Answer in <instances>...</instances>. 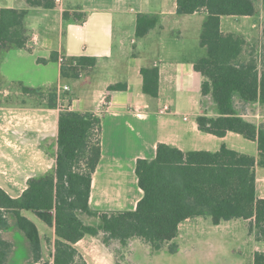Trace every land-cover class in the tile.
<instances>
[{
	"label": "crops",
	"instance_id": "1",
	"mask_svg": "<svg viewBox=\"0 0 264 264\" xmlns=\"http://www.w3.org/2000/svg\"><path fill=\"white\" fill-rule=\"evenodd\" d=\"M20 1L19 6L0 3V8L29 11L26 48L8 50L0 57V187L12 198L23 195L31 178L55 169L59 120L64 110L95 113L102 118V155L93 175L90 198V207L97 212L136 210L144 196L136 174L137 162L155 159L161 143L183 152H217L227 146L259 157L257 142L251 141L255 146H248L249 151H239L230 147L228 141L232 139L244 147L246 144L231 136L233 132L220 138L198 127L196 119L203 113V76L196 71L195 63L206 53L200 46L206 11L179 16L177 0H69L66 5L61 4L63 0H56L51 9L30 7L26 0ZM140 16L157 18L158 25L141 36ZM247 18L251 17H235ZM54 53L57 61L52 60ZM60 58L64 62L89 58L94 64L87 66L78 79H65ZM147 66L160 71L157 99L143 93L141 70ZM119 85L127 88L110 90ZM65 87L69 90L65 91ZM55 88L57 107L53 108L49 93ZM165 106L169 112L160 113ZM250 118H264V107ZM256 177L258 196L264 198V167H256ZM23 214L39 229L42 258L32 261L28 240L12 227L2 233V238L13 244L6 264H53L55 227L31 212ZM198 219L203 218L185 222ZM85 222L99 224L97 219ZM227 222L214 226L219 228ZM182 227L183 223L180 232ZM250 237L255 243L254 264V255L264 252V244L253 235ZM149 247L140 239L131 240L126 248L118 241L109 247L102 238L93 236H86L75 245L87 264H131L128 257L135 249L148 251Z\"/></svg>",
	"mask_w": 264,
	"mask_h": 264
},
{
	"label": "trees",
	"instance_id": "2",
	"mask_svg": "<svg viewBox=\"0 0 264 264\" xmlns=\"http://www.w3.org/2000/svg\"><path fill=\"white\" fill-rule=\"evenodd\" d=\"M30 7L54 8L56 0H26ZM206 11L200 36L205 56L195 69L203 76L201 107L196 119L199 129L220 138L229 132L257 142L259 157L241 154L222 146L217 152L190 151L159 144L153 160L139 159L136 174L144 196L136 210L97 212L90 207L93 175L101 160L102 118L95 113L64 110L60 114L56 167L28 181V188L14 199L0 187V264H6L13 244L2 233L16 227L28 240L32 261L42 258L38 227L23 212L35 214L57 236L55 264H87L75 245L86 236L100 237L111 247L118 241L126 248L140 239L159 251L178 238L180 225L196 218H209L213 225L244 220L250 235L264 244V198L257 193L256 167H264V118H250L264 107V59L243 60L245 39L224 33L223 17H253L254 0H177L179 16ZM28 10L0 8V57L3 52L26 48L29 34ZM69 13L64 14L65 20ZM158 25L157 18L140 16L139 35ZM52 60L57 61L54 53ZM89 58L63 62L65 79H78ZM143 93L157 99L160 71L143 67ZM111 86L110 90L126 89ZM29 93L40 90L25 89ZM50 107H57L56 88L49 93ZM97 219L98 225H89ZM121 258V252L117 251ZM254 264H264V252H256Z\"/></svg>",
	"mask_w": 264,
	"mask_h": 264
},
{
	"label": "rangeland",
	"instance_id": "3",
	"mask_svg": "<svg viewBox=\"0 0 264 264\" xmlns=\"http://www.w3.org/2000/svg\"><path fill=\"white\" fill-rule=\"evenodd\" d=\"M17 2L18 0L0 1L4 6L21 5ZM69 2L71 1L63 0L61 4ZM254 2L257 8L254 17H224L222 28L225 33H235L245 39L244 61L255 59L261 65L264 59V0ZM190 119L194 118L190 116ZM231 136L246 144L244 147L242 143L229 140V146L236 150L249 151L248 146H255L240 135L232 133ZM250 236L249 224L244 220H233L216 228L203 218L183 223L179 237L161 250L156 251L151 247L148 251L135 249L128 258L131 264H252L255 243Z\"/></svg>",
	"mask_w": 264,
	"mask_h": 264
},
{
	"label": "built area",
	"instance_id": "4",
	"mask_svg": "<svg viewBox=\"0 0 264 264\" xmlns=\"http://www.w3.org/2000/svg\"><path fill=\"white\" fill-rule=\"evenodd\" d=\"M60 62L63 63L64 62V59L63 58H60ZM68 90H69V88L68 87H65V91H68ZM169 110H170V108L168 106H165L162 110H160V113H162V114L168 113ZM98 116H100V115H98ZM53 264H55V261H54Z\"/></svg>",
	"mask_w": 264,
	"mask_h": 264
}]
</instances>
